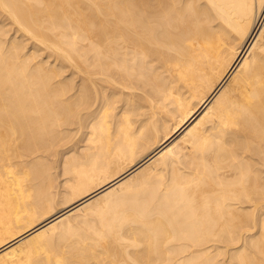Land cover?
<instances>
[{
    "label": "bare ground",
    "instance_id": "1",
    "mask_svg": "<svg viewBox=\"0 0 264 264\" xmlns=\"http://www.w3.org/2000/svg\"><path fill=\"white\" fill-rule=\"evenodd\" d=\"M0 264H264V0H0Z\"/></svg>",
    "mask_w": 264,
    "mask_h": 264
}]
</instances>
